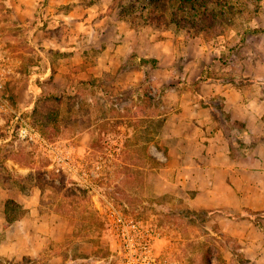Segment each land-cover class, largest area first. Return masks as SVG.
Listing matches in <instances>:
<instances>
[{"label":"rangeland","instance_id":"rangeland-1","mask_svg":"<svg viewBox=\"0 0 264 264\" xmlns=\"http://www.w3.org/2000/svg\"><path fill=\"white\" fill-rule=\"evenodd\" d=\"M217 1L0 0L1 95L45 139L25 142L0 114V211L9 199L18 218L64 216L47 253L0 264H125L119 215L149 238L145 264H257L219 212L190 208L195 191L174 168L181 149H200L193 136L217 128L235 158L255 143L224 100L227 117L204 99L238 88L264 106V0L222 13ZM33 189L39 201H24Z\"/></svg>","mask_w":264,"mask_h":264},{"label":"crops","instance_id":"crops-1","mask_svg":"<svg viewBox=\"0 0 264 264\" xmlns=\"http://www.w3.org/2000/svg\"><path fill=\"white\" fill-rule=\"evenodd\" d=\"M219 94L223 96L224 110L230 119L241 121L245 130L252 134L255 139L252 149L243 156H236L240 159L236 162L228 142L217 128L213 134L193 136L192 140L200 149L188 156L181 149L176 154L178 164L174 168L184 175L179 182L182 187L195 191L187 201L190 208L208 213L223 211L218 218L223 230L237 240L248 258L264 264V216L257 218V224L244 214L235 218L229 216V213L242 211L264 212V106L244 102V92L238 88H228ZM232 96L235 99L230 105L228 101ZM192 114L198 115L195 110ZM23 200L39 201V193L33 189V193ZM3 214L0 211V222L6 225L2 231L0 229V255H15L17 258L47 253L53 230L64 219L63 215L56 213L40 215L36 207H31L24 216L12 222H7Z\"/></svg>","mask_w":264,"mask_h":264},{"label":"built area","instance_id":"built-area-1","mask_svg":"<svg viewBox=\"0 0 264 264\" xmlns=\"http://www.w3.org/2000/svg\"><path fill=\"white\" fill-rule=\"evenodd\" d=\"M10 72L9 58L5 52L0 48V114L8 110L9 116L11 115L12 121L15 124V132L27 143L45 144L44 137L40 134L37 126L29 121L23 114L15 109H7L8 103L1 95V89L7 80V75ZM110 211L115 213L116 210L111 207ZM115 214H119L116 212ZM116 229L121 230V241L126 250L125 264H145L147 263L146 251L150 242L142 230L137 226L132 217L119 215L117 220L114 221ZM114 225V226H115ZM145 236V237H144Z\"/></svg>","mask_w":264,"mask_h":264},{"label":"trees","instance_id":"trees-1","mask_svg":"<svg viewBox=\"0 0 264 264\" xmlns=\"http://www.w3.org/2000/svg\"><path fill=\"white\" fill-rule=\"evenodd\" d=\"M229 1H231V0H218L217 2H214L213 4L222 13L223 11L225 12V11H229L230 10ZM179 2H180V6H182V8H183V6L188 4V0H179ZM199 80H205L204 71L201 72ZM204 100H205L204 104H206V106H208L210 108V110H212V112H213V114L215 116H218L219 113H221L223 116H226V115H224L225 113H223L224 111H222V105H219V106L217 105L218 100H222V103H220V104H223V100L224 99L221 96L210 97V98L204 99ZM234 123L238 126V128H243L244 129V124L242 122L236 120V121H234ZM4 206H5L4 207V213H5L7 222H12V221L18 219V217L20 215L14 213L15 212L14 210H15V207H16V203H14V201L8 199L7 201H5ZM221 212H223V211H221ZM249 213L251 214L250 217L252 218V220H254L256 222V224L259 223L257 221V218L259 216H264V212H252V211H249ZM229 216L230 217H234V218L237 217V215L230 214V213H229ZM239 255H240V258L242 260L243 259V254H239Z\"/></svg>","mask_w":264,"mask_h":264}]
</instances>
